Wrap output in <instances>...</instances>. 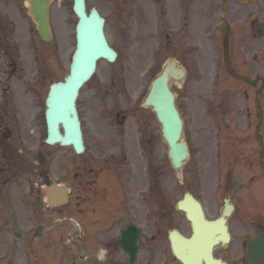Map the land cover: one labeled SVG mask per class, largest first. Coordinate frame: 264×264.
Masks as SVG:
<instances>
[{"label":"flooded vegetation","instance_id":"af4514ba","mask_svg":"<svg viewBox=\"0 0 264 264\" xmlns=\"http://www.w3.org/2000/svg\"><path fill=\"white\" fill-rule=\"evenodd\" d=\"M171 1L165 0L160 12L164 28L170 19L161 55L165 57L172 45L173 55L189 76V83L178 91V105L192 123L206 121L201 116L206 111L227 128L225 167H221L218 183L238 209L237 217L229 221L233 241L235 236L237 240L233 252L229 245L218 247L215 253L223 259L236 257L233 264H246L248 242L260 238L264 243V46L256 29L262 9L251 0L234 4H228L229 0L218 4L179 0L174 7ZM199 172L198 167H186L180 182L167 167H126V178L118 167H94L89 170L90 179L84 171L76 188L77 199L87 205L94 200L103 202L106 212L97 215L94 228L88 226V219L84 222L83 240L105 230L107 216L112 218L114 206L121 202L119 186L123 197L124 189L128 193L124 203L129 221L125 226L137 227L141 235L136 262L115 249V253L108 252L104 259L97 256L88 264H182L172 253L169 235L182 224L188 226V236L192 234L176 204L183 197V186L194 193L191 188L196 186ZM141 203L148 204V209ZM95 241L106 248L112 246L107 237Z\"/></svg>","mask_w":264,"mask_h":264},{"label":"rangeland","instance_id":"374dc122","mask_svg":"<svg viewBox=\"0 0 264 264\" xmlns=\"http://www.w3.org/2000/svg\"><path fill=\"white\" fill-rule=\"evenodd\" d=\"M133 1L143 4L145 11L137 12L139 14L137 23L130 24L134 13L130 3ZM73 2L74 0H54L50 8L54 41L44 43L28 15L26 0H0V182L11 175L8 174L7 169L11 166L5 164L4 158L10 157V161L13 162L15 156L18 159H27L33 167H60L61 171L56 174L51 173L50 176L53 182L66 181L63 177L65 167H82V163L85 162L90 166L92 163H97V158L102 153L113 148L109 143V133L113 130L120 114L126 116L128 124L135 123L130 115H132L131 108L136 105V97L133 96L138 87L134 88L132 98L129 97L134 104L126 102L124 97L118 98L115 95L103 100L105 97L98 92L106 87L101 85L105 78L111 77V70L114 67L101 61L96 77L84 89L79 99L88 157L82 160V156H76L71 148L45 144L47 135L44 118L45 99L50 85L62 81L69 73L70 56L75 48L77 18L72 11ZM178 3L179 0L176 3L175 0L171 1L173 7ZM261 3L264 5V0H261ZM88 6L97 7L107 19L106 32L111 44L117 43L122 49L120 63L129 56L132 57L125 63V67L128 64L130 67L128 79L135 76L134 82L136 85L142 84L141 89H143L144 82L139 77V73L153 66V62L149 64L141 62L143 52L149 47V51L158 53L157 44L160 40L158 7L151 0H88ZM145 13L149 14V18H144ZM172 13H175V10ZM262 15L264 21V6ZM131 36L135 37V40H132ZM136 37L140 38L137 43L138 49L135 53H128L127 49L133 45L132 41H136ZM152 45H154L153 50H151ZM130 61L133 62L129 63ZM147 125H151V134L155 138L153 121ZM101 128L105 132H102ZM191 128L192 125H186V130ZM6 129L11 131L9 139L3 138ZM158 142L160 143L159 140ZM160 151H157L154 157L156 165L162 163V167H172L169 159L162 158L163 153ZM41 157L46 162H40ZM91 159L94 161H90ZM210 159L203 157L204 165L200 167H208L206 161ZM187 167H196V164L192 162ZM5 188L8 191V199L0 201V225L4 221H11L27 236L16 240L8 232L0 233V264H30L29 252L31 264H72L73 261H77L75 248L70 247L67 242L51 241L53 238L56 239L60 232L44 235L35 240L36 242L31 241L35 226L46 223V227L49 228L53 223L52 218L53 221L61 218L57 212L45 211L40 200L35 201L36 197L31 196L30 193L31 183L21 177L12 180ZM40 189L45 196V188L40 187ZM212 190L210 184L206 189V183L202 189L200 187L197 189L199 195L202 191L208 192L204 203L210 211L214 209L210 196ZM44 199L45 197L42 201ZM73 212V209L65 210L66 214ZM31 242L40 245H50L54 242L55 248L59 250L62 247L64 252L59 251L50 261L53 250H48V246L41 249L39 245L30 249Z\"/></svg>","mask_w":264,"mask_h":264},{"label":"water","instance_id":"95a60500","mask_svg":"<svg viewBox=\"0 0 264 264\" xmlns=\"http://www.w3.org/2000/svg\"><path fill=\"white\" fill-rule=\"evenodd\" d=\"M52 0H29L31 5L30 14L37 25L41 38L50 42L52 33L49 26V6ZM75 12L79 17L77 27L78 49L71 67V75L64 84H57L52 87L47 101V122L49 137L47 143H60L62 146L72 145L78 153L83 150V139L80 122L76 110L75 101L82 85L89 80L95 71L96 61L100 57H110L112 54L107 46L103 26L104 20L100 17L96 9H93L88 16L85 12V0H76ZM151 105L159 115V119L164 126L166 138L172 149L176 147L180 139L182 124L176 112L173 95L168 87L167 78H161L149 99ZM60 126L64 129V134L60 133ZM181 147V145L179 146ZM173 163L180 167L182 157L172 155ZM50 203L52 202L50 192ZM196 212L202 211L196 204ZM17 236L18 232L10 228Z\"/></svg>","mask_w":264,"mask_h":264},{"label":"bare ground","instance_id":"6f19581e","mask_svg":"<svg viewBox=\"0 0 264 264\" xmlns=\"http://www.w3.org/2000/svg\"><path fill=\"white\" fill-rule=\"evenodd\" d=\"M210 238L211 236L208 237L207 234L204 233L199 237L198 243H196L194 246L188 247L185 252L188 256H190L192 262L197 263L200 258L202 259V256L207 253L208 241L210 240Z\"/></svg>","mask_w":264,"mask_h":264}]
</instances>
